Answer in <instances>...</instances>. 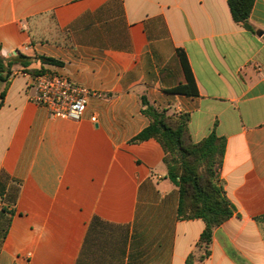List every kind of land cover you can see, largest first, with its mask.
Wrapping results in <instances>:
<instances>
[{"label":"crops","instance_id":"0c3cea01","mask_svg":"<svg viewBox=\"0 0 264 264\" xmlns=\"http://www.w3.org/2000/svg\"><path fill=\"white\" fill-rule=\"evenodd\" d=\"M250 21L228 0H0V264H264V0ZM178 49L198 95L169 92L187 81ZM41 69L100 96L54 117L30 100ZM143 96L188 113L194 141L226 139L236 212L209 242L178 217L160 142H131Z\"/></svg>","mask_w":264,"mask_h":264},{"label":"trees","instance_id":"16d2710c","mask_svg":"<svg viewBox=\"0 0 264 264\" xmlns=\"http://www.w3.org/2000/svg\"><path fill=\"white\" fill-rule=\"evenodd\" d=\"M255 0H228L233 19L247 28L254 30L250 14ZM178 54L184 66L186 83L170 89L169 92L186 95H198V88L188 58L183 49ZM23 57V56H22ZM21 57L12 59L8 65L9 72ZM44 61L54 63V59L42 57ZM24 70H29L26 63ZM3 58L0 55V70ZM44 70H32V73H43ZM0 78L6 80L0 75ZM143 113L149 124L131 142H141L155 138L165 150L164 163L168 177L178 186L180 203L178 217L180 219L202 218L206 228L202 239L211 240L212 231L236 212L235 205L227 197L220 169L223 165L226 150V139L215 132L196 142L190 129L188 113H169L153 106L148 99L142 97Z\"/></svg>","mask_w":264,"mask_h":264},{"label":"built area","instance_id":"2783aa9c","mask_svg":"<svg viewBox=\"0 0 264 264\" xmlns=\"http://www.w3.org/2000/svg\"><path fill=\"white\" fill-rule=\"evenodd\" d=\"M29 86L33 88L30 100L46 107L54 117L79 121L82 119L91 96H100L86 87L71 82L58 74H28ZM97 122V117H91Z\"/></svg>","mask_w":264,"mask_h":264}]
</instances>
